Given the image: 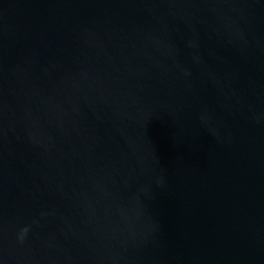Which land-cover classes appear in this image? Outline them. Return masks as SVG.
I'll use <instances>...</instances> for the list:
<instances>
[{"label": "water", "instance_id": "water-1", "mask_svg": "<svg viewBox=\"0 0 264 264\" xmlns=\"http://www.w3.org/2000/svg\"><path fill=\"white\" fill-rule=\"evenodd\" d=\"M0 264H264V0H0Z\"/></svg>", "mask_w": 264, "mask_h": 264}]
</instances>
